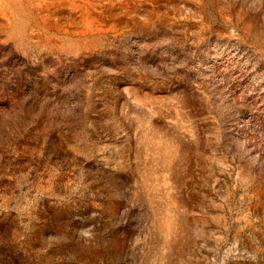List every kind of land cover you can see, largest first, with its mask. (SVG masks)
Segmentation results:
<instances>
[{"label": "rangeland", "instance_id": "obj_1", "mask_svg": "<svg viewBox=\"0 0 264 264\" xmlns=\"http://www.w3.org/2000/svg\"><path fill=\"white\" fill-rule=\"evenodd\" d=\"M0 264H264V0H0Z\"/></svg>", "mask_w": 264, "mask_h": 264}]
</instances>
